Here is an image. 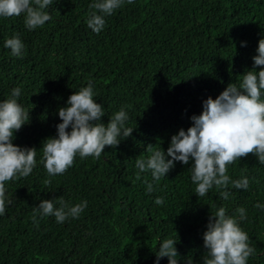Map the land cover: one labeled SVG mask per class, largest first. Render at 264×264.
Segmentation results:
<instances>
[{
    "label": "trees",
    "instance_id": "16d2710c",
    "mask_svg": "<svg viewBox=\"0 0 264 264\" xmlns=\"http://www.w3.org/2000/svg\"><path fill=\"white\" fill-rule=\"evenodd\" d=\"M91 3L52 0L46 9L51 20L32 31L24 14L0 17V101L21 88L18 102L30 122L14 133L13 143L37 149L33 172L5 185L12 203L0 215V264H156L166 238L178 239V264H203V234L220 206L229 215L246 209L240 226L256 249L247 264H264V210L254 207L264 205V165L254 155L228 165L232 179L249 178V188L232 190L227 201L215 188L197 197L192 161L175 162L158 184L150 171L137 179L135 164L137 157L147 158L149 144L166 152L208 97L215 99L253 68L264 38V0H134L106 17L99 34L86 24ZM15 35L25 45L21 57L4 47ZM89 80L104 107L101 122L107 125L124 106L125 127L134 130L115 148L106 146L99 159L77 156L63 175L49 177L42 142L57 135L58 109ZM60 196L88 206L78 219L57 223L54 216L37 215L34 223L33 208ZM158 196L163 205L155 204Z\"/></svg>",
    "mask_w": 264,
    "mask_h": 264
},
{
    "label": "clouds",
    "instance_id": "9594fccd",
    "mask_svg": "<svg viewBox=\"0 0 264 264\" xmlns=\"http://www.w3.org/2000/svg\"><path fill=\"white\" fill-rule=\"evenodd\" d=\"M125 3L132 4L134 0H93L89 5L87 27L99 34L106 26V17ZM51 4L52 0H0V17L24 14V25L32 31L51 20L46 11ZM4 47L10 49L14 57L24 54L25 45L19 35L6 39ZM256 51L257 55L252 58L253 68L239 75L238 82L229 83L215 99L208 97L201 114L191 117L192 126L186 131L180 129L171 137L166 152L161 147L154 150L153 145H147V158L139 156L135 161L139 169L137 179H140L139 173L150 171L152 180L158 184L174 168L175 162L188 165L192 161L190 179L198 198L215 188L218 198L227 201L232 190L249 188V178L242 175L232 179L228 165L249 154L264 165V38L259 40ZM20 96L21 88L15 87L0 101V215L5 214L6 204L12 203L6 196V182L28 177L37 166L35 147L13 143L14 133L30 122V112L18 102ZM94 96L93 82L89 80L87 86L73 91L66 106L58 109L62 122L56 125L57 135L46 138L40 147L41 163L49 177L63 175L73 166L77 156L99 159L106 146L115 148L121 142L119 137L131 136L134 129L125 127L129 119L125 107L115 112L105 125L101 122L105 116L104 107ZM51 183L50 179L44 181L46 186ZM145 183L147 192L155 190L153 183L147 180ZM155 204L163 205L164 198L158 196ZM87 206L86 200L71 204L63 196L44 199L33 208L32 220L37 223V215L54 216L57 223H64L69 218L78 219ZM254 207L264 210V205L259 203ZM246 219L244 207L236 208L233 215H229L224 206L211 211L203 234L206 249L203 264H247L249 257L256 255L247 232L240 226V221ZM177 242V238H166L159 243L156 264L164 257L168 258V264H178ZM188 264H192L191 259Z\"/></svg>",
    "mask_w": 264,
    "mask_h": 264
}]
</instances>
